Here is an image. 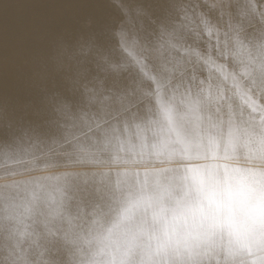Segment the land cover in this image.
I'll return each instance as SVG.
<instances>
[{
    "label": "clouds",
    "instance_id": "obj_1",
    "mask_svg": "<svg viewBox=\"0 0 264 264\" xmlns=\"http://www.w3.org/2000/svg\"><path fill=\"white\" fill-rule=\"evenodd\" d=\"M107 3L108 21L87 16L26 61L34 95H0V264H87L119 224L121 171L143 185L145 167L166 191L138 222L165 248L136 264L264 257L240 251L264 243V0Z\"/></svg>",
    "mask_w": 264,
    "mask_h": 264
},
{
    "label": "bare ground",
    "instance_id": "obj_2",
    "mask_svg": "<svg viewBox=\"0 0 264 264\" xmlns=\"http://www.w3.org/2000/svg\"><path fill=\"white\" fill-rule=\"evenodd\" d=\"M115 7L107 0H0V95L13 101L34 95L30 56L44 53L52 35L78 30L87 16L108 21Z\"/></svg>",
    "mask_w": 264,
    "mask_h": 264
},
{
    "label": "snow or ice",
    "instance_id": "obj_3",
    "mask_svg": "<svg viewBox=\"0 0 264 264\" xmlns=\"http://www.w3.org/2000/svg\"><path fill=\"white\" fill-rule=\"evenodd\" d=\"M254 117L259 118L253 113ZM147 149V145L144 146ZM219 151V145L216 146ZM227 150V149H225ZM163 149H156L153 146V155L157 158L161 155ZM28 149L17 144L15 147L8 146L5 149L6 157L13 162H18L21 153H27ZM147 153L140 162H146ZM191 166V165H190ZM160 170L156 168L137 169V175H144V182L141 185L139 179L135 182H130L128 176L131 174L129 170L121 171V179L117 184L127 185V190L124 192V199L119 210V224L117 227H109L105 232L97 237L95 250L92 252V259L87 264H136L135 257L137 255H150L152 251H163L165 244L159 243L153 249L151 241L156 237L149 236L147 229L143 224L138 222V217L147 215L154 205L162 202L166 189L150 188L149 177ZM41 187L40 185L37 186ZM10 210L14 211L17 207L15 201L10 202ZM165 232L168 225L165 226ZM25 232L20 233L21 238ZM240 251L248 256H252L254 252H264V243L246 240ZM140 264H150V261L141 260ZM249 264H264V257L254 258L249 261Z\"/></svg>",
    "mask_w": 264,
    "mask_h": 264
}]
</instances>
